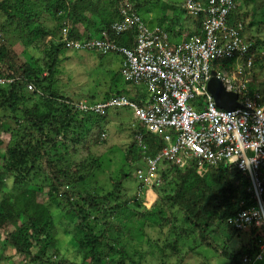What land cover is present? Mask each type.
Segmentation results:
<instances>
[{
	"label": "trees",
	"instance_id": "1",
	"mask_svg": "<svg viewBox=\"0 0 264 264\" xmlns=\"http://www.w3.org/2000/svg\"><path fill=\"white\" fill-rule=\"evenodd\" d=\"M237 1L227 22L235 25L241 21L239 33L241 44L245 46L241 61L248 57L253 59L249 90L245 93L264 104V85L258 87L254 83L256 73L253 74L257 62L264 66V18L257 17L262 8L256 6V2L264 6V0H243V4ZM141 5L138 0H0V32L4 35L17 30L25 37L33 38L32 45L36 46V42L44 40L46 33L54 34L55 30L43 28L42 15L45 19L51 17L59 21V30L67 29L65 38L61 32L57 39L45 40L42 56L32 58L37 64L40 60L45 61L43 67L27 61L18 63L0 33V79H11L0 82V109L10 112L0 117V234L4 245L22 257L19 264H186L185 256L192 251L182 252L178 240L187 237L189 228L202 248L210 249L228 264H242L244 254L252 256L258 251L255 228L249 230L246 240L233 247L230 244L234 236L244 233L230 220L242 209L256 205L246 173L225 160L210 164L189 158L184 167H179L174 158L164 156L154 162L153 159L167 146L166 132L152 133L138 122L136 126L131 124L132 139L123 156L127 160L126 168L120 171L119 177L109 176L107 184H101L97 176L102 166L88 153L100 137L106 136L109 109L126 113L130 109L82 110L78 103L86 102L85 99H61L56 96L49 78L43 75L45 68L53 66V59L60 49H67L66 39L81 42L104 39L131 48V32L117 34L112 25L124 22L126 16L122 14V8L139 12ZM87 11L97 17L100 12V17L92 22L85 14ZM177 11L174 6L173 12ZM178 14L166 15L156 25L159 31L166 33L168 41L200 34L203 13L193 19L182 6ZM188 18L192 24L187 23ZM63 19L67 21L61 24ZM81 51L92 52L100 58L106 55L96 49ZM236 57H221L214 63L220 60L232 63ZM29 82L33 84V90L27 88ZM39 91L43 94V105H19ZM118 93H124V90L108 92L99 102ZM128 95L138 104L145 99L136 88L128 91ZM31 131L36 134L33 150L24 141L32 135ZM170 133L172 138L176 137L174 132ZM60 134L63 135L62 149L69 150L68 153H56L57 148H50ZM39 174L44 182L40 187L16 190ZM129 177L136 180L137 186L128 196L124 181ZM148 187H151V193L147 194ZM146 194H155L156 199L147 204ZM43 195L47 198L41 199ZM52 205L61 210V216L72 227L63 230L68 237L64 247H59L55 237L57 229L50 210ZM179 218L185 226L178 224ZM213 225L226 231V242L217 241ZM146 227L159 231L168 227L164 233V247L158 250L161 256L156 262L144 263L148 253L144 244L158 247L152 238L146 237ZM168 234L173 235L170 240ZM168 248L176 257L173 262L167 259ZM200 258L196 264H210L208 258Z\"/></svg>",
	"mask_w": 264,
	"mask_h": 264
},
{
	"label": "built area",
	"instance_id": "2",
	"mask_svg": "<svg viewBox=\"0 0 264 264\" xmlns=\"http://www.w3.org/2000/svg\"><path fill=\"white\" fill-rule=\"evenodd\" d=\"M235 5L236 0H184L188 14L198 18L203 13L204 18L200 34L175 42L168 41L166 33L149 27L138 12L122 8L126 18L122 23H114L112 29L117 34L131 32V48L104 39H66V48L118 54L121 76L145 86L148 94L142 104L117 95L94 104L81 102L78 107L96 112L108 107H128L146 130L166 132L167 146L154 162L164 156L174 158L179 167H184L189 158L210 164L225 160L248 175L256 205L242 209L230 222L245 231L255 228L258 251L252 256L244 254L241 263L257 264L264 258V104L245 93L249 90L253 59L241 61L245 51L239 33L241 21L235 25L227 22ZM66 31L64 28V38ZM232 56L237 57L231 63V71L222 60L214 63L218 58ZM218 66L222 70H217ZM212 77L238 95V107L225 110L216 106L207 89ZM8 81L0 79L1 83ZM27 88L33 90V84L29 83Z\"/></svg>",
	"mask_w": 264,
	"mask_h": 264
},
{
	"label": "rangeland",
	"instance_id": "3",
	"mask_svg": "<svg viewBox=\"0 0 264 264\" xmlns=\"http://www.w3.org/2000/svg\"><path fill=\"white\" fill-rule=\"evenodd\" d=\"M139 3H141V8L139 10V14L141 17L146 21L147 25L149 27L156 26L159 21H161L166 15L170 14L171 16L179 15L180 5L183 2V0H138ZM241 3H244L243 0H240ZM172 4L176 6V9L178 10L176 12H172ZM256 6H261L262 10L257 14V17H263L264 18V6L260 2H256ZM244 8V7H243ZM99 11V10H98ZM172 12V13H170ZM86 16L91 19L92 22H96V20L100 17V12L97 15L93 14L89 11H87ZM167 17V16H166ZM42 22H40L44 29L50 30L55 29L51 33H46L44 40L41 41V43L36 42V46L32 45V42H34L33 38H27L25 37V34H22L18 32L17 30H12L10 33L8 32L7 35L2 34L4 36L2 40H4V43L6 44V48L15 53V59L18 61V63L27 61L34 64V66L43 67L45 65V61L40 60V63H34L32 58L35 60V58L41 57L42 50L44 49L45 44L43 43L45 40H49L50 38L57 39L61 32H63V29L66 27L61 28L59 30V21L56 19H52L51 17L45 19V17L42 15L41 17ZM40 19V21H41ZM189 19V18H188ZM67 20L63 19L61 21V24L65 23ZM191 20L189 19L187 23H190ZM67 26V25H65ZM59 30V31H58ZM21 35L23 37H21ZM0 37V40L2 38ZM8 36V37H7ZM178 38H173L171 41L175 42ZM120 56L119 55H105L103 57H97L92 52L87 51H74V50H68V49H60L59 53L57 54V57L54 58L53 66L51 68H45L43 71V75L49 78L51 87L55 90L57 93L56 96L60 97L61 99L69 98L73 101H79L80 99H85L86 101H92L95 102L97 100H101L104 97L107 96L108 92H112L114 90H124V95H128V91H131V89H134L135 85L129 84L125 82L124 78L119 73V67H120ZM224 62L227 63V69L232 70L231 62L229 60H224ZM261 62H257L253 69V74L256 73V78L254 83L259 87L260 85H264V66H261ZM260 66V67H259ZM217 69H221L218 68ZM253 75V76H254ZM255 77V76H254ZM253 81V79H252ZM49 85V83H48ZM140 88H142L143 92H145V87L143 85H140ZM28 94V92H27ZM42 92L39 91L35 97H32L27 102H19V105H27L31 106L35 103L42 104ZM43 105V104H42ZM108 111V119H110V122L106 125V136L105 138H101L99 142H97L94 146L90 148V152L88 153V156H91L95 160L98 161L99 164H101L102 169L99 170L98 180L101 184L103 182L107 184L109 178H117L121 174L120 171L126 168L125 162L127 161L124 156V151L127 149V145L132 139V126L131 124L134 123L132 119V113L131 111H128V113L124 112V110H114L109 109ZM9 115V110H1L0 109V117L3 115ZM7 118V117H6ZM11 121V120H10ZM30 136L24 139L26 145L29 147L30 150H33L35 146V139L36 134L31 131ZM4 136V134H3ZM63 135L60 134V136L55 137L56 141H54V144L50 146L53 150L55 148L58 149L56 153L63 152L68 153L69 150L62 149V145L60 144V141L62 140ZM80 149V147H79ZM3 151V148L1 149ZM70 156L67 155V157ZM75 157V156H74ZM76 160H78V156H76ZM87 157V155L85 156ZM73 158V156L70 157V159ZM83 158V157H82ZM91 159V158H90ZM100 166V167H101ZM36 177L30 182L27 181L25 184H22L19 188L16 190H21L23 188H26L28 186H35L40 187L43 182L42 175H35ZM111 176V177H109ZM106 177V178H104ZM152 182V180L150 179ZM125 184V192L126 195L129 196L137 186V182L134 178L127 179L124 181ZM151 185V184H150ZM106 187H110V185H105ZM151 187H148L146 189L145 193H151ZM5 189V188H4ZM47 189L46 187L44 190ZM6 190V189H5ZM7 191V190H6ZM41 194V193H40ZM145 203L151 204L150 202L155 198V194H150L147 196ZM157 197V196H156ZM46 195L41 196V199H46ZM47 202V201H46ZM45 202V203H46ZM153 202V201H152ZM144 203V202H143ZM51 213L53 215V219L56 222V229L57 232H55V237L58 241L59 247H64L65 243L68 240V237L65 235V232H63L64 229L71 230L72 227H70L67 224L66 219H64L63 216H61V210L56 208L55 206L50 207ZM178 224L183 225V221L181 218L178 220ZM69 227V228H68ZM221 228V227H220ZM217 229L215 225H213V235L216 236L217 241L226 242V238L228 237L226 231L224 229ZM189 233L184 236L186 238H179V247L182 252H186V250H191L192 252L187 253L185 256V263L186 264H196L201 258L200 256L206 257L210 260V264H228L226 260L223 258H219L212 252L210 249H204L198 243L197 238L195 237V233L191 228H189ZM165 231H168V227H165L164 230L159 231L157 228L152 227H146V237H150L156 242L158 247H152L149 246L147 243L144 244V250L148 253H146L144 259V263L147 262H156L159 260V257L161 256V253L158 251L159 247H164V240ZM194 233V234H193ZM246 234L240 233L238 236H234L233 240H231V246L238 245V242L246 240ZM173 237L172 234H168L167 238L170 240ZM153 242V243H154ZM152 243V244H153ZM228 246L231 248V246L228 244ZM172 251L168 248V253ZM154 253V255H153ZM71 256V255H70ZM174 253L170 252V255L167 257L169 262H173L175 260ZM22 257L19 254L14 253V250L8 246L4 245L3 236L0 234V264H19L22 261Z\"/></svg>",
	"mask_w": 264,
	"mask_h": 264
},
{
	"label": "water",
	"instance_id": "4",
	"mask_svg": "<svg viewBox=\"0 0 264 264\" xmlns=\"http://www.w3.org/2000/svg\"><path fill=\"white\" fill-rule=\"evenodd\" d=\"M207 89L219 108L230 110L239 106L238 95L226 90L218 79L211 78L207 83Z\"/></svg>",
	"mask_w": 264,
	"mask_h": 264
},
{
	"label": "clouds",
	"instance_id": "5",
	"mask_svg": "<svg viewBox=\"0 0 264 264\" xmlns=\"http://www.w3.org/2000/svg\"><path fill=\"white\" fill-rule=\"evenodd\" d=\"M236 2L238 3V1L236 0ZM239 2H240V0H239ZM241 3V2H240ZM241 4H243V3H241ZM182 6H183V8H184V0H183V4H182ZM139 13V12H138ZM140 15V14H139ZM190 15V14H189ZM141 16V15H140ZM191 17L193 18V19H196V17H194V16H192L191 15ZM151 28H153V27H151ZM154 29H157V28H154ZM158 30V29H157ZM173 39V38H172ZM171 39V40H172ZM181 38H179L178 39V41L180 40ZM184 39V38H183ZM172 42V41H171ZM69 50V49H68ZM106 55H118V54H113V53H110V54H106ZM120 56V55H119ZM121 57V56H120ZM120 62H121V58H120ZM119 73H120V67H119ZM120 75H121V73H120ZM213 78V77H212ZM215 78V77H214ZM7 79V78H6ZM10 81H11V79H9ZM125 80V79H124ZM126 81V80H125ZM126 82H130L131 84H133V85H135V87L134 88H136V90L138 91V94L139 95H141V96H145V99L147 98V90H146V88H145V94L143 95L140 91H139V88H140V85H143V84H138V83H134V82H131V81H126ZM29 83H31V82H29ZM29 83H27V85L29 84ZM144 86V85H143ZM145 87V86H144ZM140 89H142V88H140ZM30 90V89H29ZM117 95H123V96H125V97H127L130 101H132V102H135V101H133L131 98H130V96L129 95H124V93H118V94H116L115 96H117ZM110 97V96H109ZM112 97V96H111ZM145 99H144V101L143 102H140L139 104H142V103H144L145 102ZM80 103L81 102H85V101H79ZM96 102H99V100L98 101H95V102H90V101H86V103H89V104H94V103H96ZM136 103V102H135ZM138 104V103H137ZM109 108H112V107H109ZM131 111V110H130ZM131 113H132V111H131ZM132 119H133V121H134V124H135V126H136V123H138V122H140V121H137L135 118H134V116H133V114H132ZM142 123V122H141ZM143 124V123H142ZM149 182H151V181H149ZM242 231H244L246 234L248 233V235L250 234V232L249 231H245V230H242ZM69 259H71V256H69ZM262 262H264V258L261 260V261H259V262H257V264H261Z\"/></svg>",
	"mask_w": 264,
	"mask_h": 264
},
{
	"label": "crops",
	"instance_id": "6",
	"mask_svg": "<svg viewBox=\"0 0 264 264\" xmlns=\"http://www.w3.org/2000/svg\"><path fill=\"white\" fill-rule=\"evenodd\" d=\"M182 4H183V2L181 3V5H180V11H181V8H182ZM175 5L174 4H172V12H173V7H174ZM172 12H170V13H172ZM177 13V12H176ZM168 15H170V14H168ZM192 22V21H191ZM188 24H192V23H188ZM153 28H156V26H154ZM178 39H179V37H178ZM139 91L144 95L145 94V92H143V90L142 89H140L139 88Z\"/></svg>",
	"mask_w": 264,
	"mask_h": 264
}]
</instances>
